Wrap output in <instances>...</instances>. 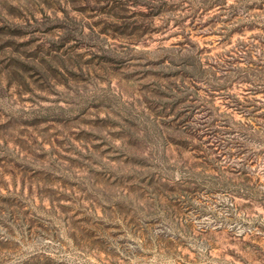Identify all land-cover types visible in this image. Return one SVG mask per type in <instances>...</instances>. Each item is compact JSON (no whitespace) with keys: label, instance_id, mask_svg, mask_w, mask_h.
Here are the masks:
<instances>
[{"label":"rangeland","instance_id":"1","mask_svg":"<svg viewBox=\"0 0 264 264\" xmlns=\"http://www.w3.org/2000/svg\"><path fill=\"white\" fill-rule=\"evenodd\" d=\"M0 264H264V0H0Z\"/></svg>","mask_w":264,"mask_h":264},{"label":"trees","instance_id":"2","mask_svg":"<svg viewBox=\"0 0 264 264\" xmlns=\"http://www.w3.org/2000/svg\"><path fill=\"white\" fill-rule=\"evenodd\" d=\"M234 147L236 148V152L234 154H232L234 156V158H241L240 157L241 155L246 154V157L244 159H243V156L241 158L242 159L241 162L245 161V163H242L243 165H245L249 161L253 160L252 157H254L255 154L254 155L250 154V152H248V151L245 152L246 149H243V147L240 145H237V146L235 145Z\"/></svg>","mask_w":264,"mask_h":264}]
</instances>
